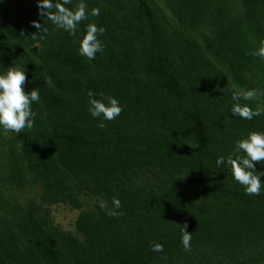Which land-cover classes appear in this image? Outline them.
<instances>
[{
    "label": "trees",
    "instance_id": "16d2710c",
    "mask_svg": "<svg viewBox=\"0 0 264 264\" xmlns=\"http://www.w3.org/2000/svg\"><path fill=\"white\" fill-rule=\"evenodd\" d=\"M87 3L108 29L95 60L49 21L38 31L36 0L0 3V71L25 68V91L41 95L33 129L0 131V264H264V193L245 195L215 163L264 131V114L231 116L233 90L256 89L238 102L264 108V59L250 55L264 40V0ZM89 90L124 111L99 127ZM113 197L119 217L101 208ZM60 204L78 211L74 232L54 224Z\"/></svg>",
    "mask_w": 264,
    "mask_h": 264
},
{
    "label": "clouds",
    "instance_id": "9594fccd",
    "mask_svg": "<svg viewBox=\"0 0 264 264\" xmlns=\"http://www.w3.org/2000/svg\"><path fill=\"white\" fill-rule=\"evenodd\" d=\"M4 3V0H0ZM38 14L45 18L43 25L35 23L38 31L42 28L43 34L49 32L45 27V21L51 23L52 31L68 33L76 37L74 41L78 45L79 56L87 60H95L98 53H103L105 44L101 39L108 31L107 27L94 21L92 17H99L101 9L92 7L89 9L87 0H36ZM89 21L84 24L83 22ZM83 24L82 34L78 35ZM250 55L264 59V40L259 41V47L253 49ZM28 77L25 68L15 66L4 68L0 71V131L4 134L14 133L17 137L25 129H33L36 126L38 113L33 110V104L41 100L40 88H33L26 92L25 85ZM256 89L246 92L232 91L233 101H237L231 108V116L244 120H252L264 114V108H252L238 101L257 96ZM88 112L93 119H99V127H104L105 122L113 121L124 111V106L115 96L89 90ZM218 168H227L228 175L241 185L247 196H259L264 193V131L252 130L234 142L232 151L227 155L220 154L216 158ZM261 165V170H257ZM101 208L109 217H119L122 202L119 197L112 198V207L102 204ZM181 226L180 242L185 252L191 251L193 233L188 232L187 225ZM150 251L154 253L164 252V244L154 242L150 245Z\"/></svg>",
    "mask_w": 264,
    "mask_h": 264
},
{
    "label": "rangeland",
    "instance_id": "374dc122",
    "mask_svg": "<svg viewBox=\"0 0 264 264\" xmlns=\"http://www.w3.org/2000/svg\"><path fill=\"white\" fill-rule=\"evenodd\" d=\"M54 224L66 232H74V222L78 216V211L68 205H55L50 208Z\"/></svg>",
    "mask_w": 264,
    "mask_h": 264
}]
</instances>
